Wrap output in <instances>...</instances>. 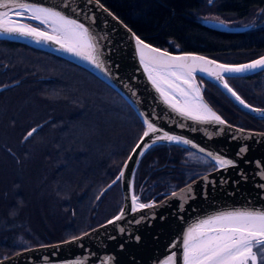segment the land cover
I'll use <instances>...</instances> for the list:
<instances>
[{
  "label": "trees",
  "instance_id": "trees-1",
  "mask_svg": "<svg viewBox=\"0 0 264 264\" xmlns=\"http://www.w3.org/2000/svg\"><path fill=\"white\" fill-rule=\"evenodd\" d=\"M99 1L140 38L173 52L202 53L226 63L264 54V26L241 32L210 28L199 20L204 0ZM206 6L225 19H248L264 9V0H211ZM14 82L19 84L0 93L5 110L0 129L16 154L0 148V259L81 235L115 216L122 206L119 183L100 193L144 130L131 106L91 72L49 52L0 40V85ZM203 82L206 100L226 121L264 132V119L243 112L214 83ZM228 82L248 103L264 108V70ZM38 125L26 143L20 141L26 128ZM187 153L202 157L172 145L144 155L134 178L143 202H158L214 170L205 157L203 165L186 162Z\"/></svg>",
  "mask_w": 264,
  "mask_h": 264
},
{
  "label": "water",
  "instance_id": "water-1",
  "mask_svg": "<svg viewBox=\"0 0 264 264\" xmlns=\"http://www.w3.org/2000/svg\"><path fill=\"white\" fill-rule=\"evenodd\" d=\"M28 2L58 10L88 28L89 34L95 38L103 67L98 68L83 56L67 51L54 40H42L18 33H0V40L17 42L49 52L86 69L115 90L131 106L143 124V133L146 131L144 121L147 119L158 129L156 133L150 134L151 137H162L167 133L192 143L184 144L165 139L152 143V140L144 137L142 133L118 175L99 196L119 183L122 206L115 216L81 235L57 243L30 247L1 258L0 264H165L169 257H174V264H184L183 241L189 228L204 219L229 211H264V132L242 128L226 121L206 100L203 82L206 80L214 83L243 112L257 119H264V108L248 103L228 82V78L256 74L264 70V66L239 73L225 72L220 67L251 64L264 57V54L242 63H226L202 53L173 52L140 38L99 0ZM29 16L30 14L25 13L24 17L20 18L10 12L13 20H21L31 26L40 27L51 35H57L51 26L40 25L39 21L32 20ZM204 24L224 32H241L250 28L228 26L214 21H205ZM137 37L152 49L167 53L169 57H203L204 61L214 63L199 60L193 62L189 59L188 63L193 69L189 84L184 83L186 76L177 79L176 76L157 69L153 73L160 85L157 88L141 62ZM225 83L227 87L224 86ZM17 84L19 82L0 85V93ZM193 88L198 90V97ZM186 101L192 105L207 106L224 123L214 120L197 121L182 114L177 109L185 107ZM172 103L177 107L174 108ZM40 127L41 125L31 128L25 135V140L32 137ZM158 145L188 149L210 160L215 168L181 189L169 193L158 202H143L134 189L135 172L144 155ZM242 148L247 151L238 154ZM200 149H204V152ZM208 153L233 161L235 167H221L207 155ZM118 177L120 178L117 179ZM133 196L138 198L135 203ZM139 203L151 207L139 208ZM121 213V219L116 220L115 217ZM136 237H139V240ZM261 261L264 260H260L258 253L257 264Z\"/></svg>",
  "mask_w": 264,
  "mask_h": 264
},
{
  "label": "snow or ice",
  "instance_id": "snow-or-ice-1",
  "mask_svg": "<svg viewBox=\"0 0 264 264\" xmlns=\"http://www.w3.org/2000/svg\"><path fill=\"white\" fill-rule=\"evenodd\" d=\"M0 9H6L5 11H0V33H18L24 36L38 37L42 40H54L57 44L65 47L67 51L83 56L98 68L103 67L98 56L96 43L94 42L95 38L89 34V29L76 20L70 19L62 12L29 3L28 0H0ZM10 12H14L15 16L20 18H23L25 13H28L30 14V19L39 21L40 25L51 26L52 31L57 33V35H51L49 32L41 30L40 27L31 26L21 22V20H13L10 17ZM136 40L141 62L144 64L145 70L148 71L153 84L157 88L160 85L157 77L153 75L157 69L176 76L177 79L180 76H186L187 79L184 80V83L189 84L193 70L188 63L189 59L193 62L197 60L204 61L203 57H169L167 53H161L158 49H152L150 45L145 44L139 37ZM262 66H264V57L247 65L220 67L225 72L239 73L247 69H256ZM178 73L179 75H177ZM218 78L220 77L218 76ZM224 86L227 87V84L225 83ZM193 91H196L198 97V90L193 88ZM185 95L187 94L185 93ZM237 99H239L238 96ZM169 102L171 103V101ZM241 103H243L242 100ZM172 106L174 108L177 107L175 103H172ZM177 110L197 121L214 120L224 123L220 120L219 116L212 113L205 105H192L186 101L185 107L178 108ZM144 123L146 124V131L143 135L144 137H149L152 143H155L159 139L182 142L184 144L192 143L189 140H183L181 137L168 135L167 133L162 137L155 136L153 138L150 134L156 133L158 129L147 119ZM200 151L204 152V149H200ZM246 151V148H242L238 154ZM207 155L218 162L221 167H235V163L231 160L214 156L212 153H208ZM122 175L123 173H121ZM133 201L134 203L137 202L138 198L133 196ZM138 207L147 208L151 207V205L139 203ZM122 215L123 213L115 217V219H121ZM112 222L109 221V223ZM136 239L139 240V237H136ZM183 245L184 264H250V262L251 264H257L258 253L260 260H264V211H229L204 219L194 227L189 228ZM254 249L258 251H254ZM165 264H174V257H169V260Z\"/></svg>",
  "mask_w": 264,
  "mask_h": 264
},
{
  "label": "rangeland",
  "instance_id": "rangeland-1",
  "mask_svg": "<svg viewBox=\"0 0 264 264\" xmlns=\"http://www.w3.org/2000/svg\"><path fill=\"white\" fill-rule=\"evenodd\" d=\"M208 1H211V0H204L202 8H203V11H205V13H202L199 16V20L201 22H203V23L205 21H214V22L223 23V24L228 25V26H234V27H236V26H250V28H255V27H258V26H264V9L255 10L253 12L252 16L250 18H248V19L231 20V19H225L222 16L213 13L212 11L210 12V10H209L210 8L206 6ZM4 111L5 110H0V121H1V117H3ZM21 129L22 128L20 127L19 128V134L22 131ZM29 130H30V128L29 129L26 128V130L23 132L24 134L22 133V136L20 137V139H21L20 141L21 142L26 143L25 141H27V139L25 140V135L27 134V132ZM6 132H7L6 130H1L0 129V148L1 149H2V147L4 148V146L7 145L6 144V142H8L7 139H9L6 136ZM10 143H11V140H9V147L11 148V144ZM13 151H17L18 152V149L15 147V149H13ZM11 153H13V152H11ZM0 155H2L1 152H0ZM14 155H16V154H14ZM184 159H185L186 162L193 163V164H196V165L197 164H200V165L205 164L204 159L202 157H200V156H198L196 154H193V153L185 154L184 155ZM14 173H16V172H14ZM17 176H19V175H17ZM260 264H264V261H261Z\"/></svg>",
  "mask_w": 264,
  "mask_h": 264
},
{
  "label": "flooded vegetation",
  "instance_id": "flooded-vegetation-1",
  "mask_svg": "<svg viewBox=\"0 0 264 264\" xmlns=\"http://www.w3.org/2000/svg\"><path fill=\"white\" fill-rule=\"evenodd\" d=\"M16 145V144H15ZM8 146V145H7ZM17 146H20V143L17 145ZM5 148H3L2 147V149H8V151H10V147L8 146L7 148H6V146H4ZM12 154H15V152L14 153H12Z\"/></svg>",
  "mask_w": 264,
  "mask_h": 264
}]
</instances>
